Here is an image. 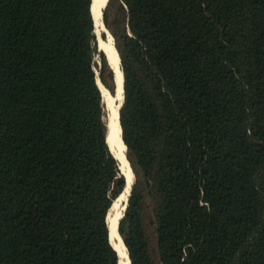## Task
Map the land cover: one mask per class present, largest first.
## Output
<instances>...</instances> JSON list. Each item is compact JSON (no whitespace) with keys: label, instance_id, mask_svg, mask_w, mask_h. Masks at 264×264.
<instances>
[{"label":"trees","instance_id":"16d2710c","mask_svg":"<svg viewBox=\"0 0 264 264\" xmlns=\"http://www.w3.org/2000/svg\"><path fill=\"white\" fill-rule=\"evenodd\" d=\"M91 6L0 0V264H119L116 82ZM102 13L123 73L127 264H264V0Z\"/></svg>","mask_w":264,"mask_h":264},{"label":"bare ground","instance_id":"6f19581e","mask_svg":"<svg viewBox=\"0 0 264 264\" xmlns=\"http://www.w3.org/2000/svg\"><path fill=\"white\" fill-rule=\"evenodd\" d=\"M106 0H92V6H91V14L94 21V25L99 30H104L102 25V11ZM99 47L103 49L111 63L112 70L115 75V82H116V100L117 103L115 106H112V109L108 115V145L117 159L119 163V168L121 173L125 177V188L122 194L117 198V200L113 203L111 207V211L108 214V223L110 227L111 237L113 239V242L115 244L118 257H119V264H127L128 257L127 253L125 251V247L121 241V238L116 232L118 221L120 220L122 216V212L124 210V202L126 204V200L130 194V187L132 182V173L129 168V165L125 159V146L123 145V142L121 141V135H120V127H119V121H118V110L121 105L122 99H123V79H122V73L120 70V64H119V58L116 53V50L114 49L113 45L111 44L110 36H107V40L105 42L100 41ZM129 190V192H128ZM128 192L127 198L126 194Z\"/></svg>","mask_w":264,"mask_h":264},{"label":"rangeland","instance_id":"374dc122","mask_svg":"<svg viewBox=\"0 0 264 264\" xmlns=\"http://www.w3.org/2000/svg\"><path fill=\"white\" fill-rule=\"evenodd\" d=\"M102 22V21H101ZM102 25H103V22H102ZM103 29L104 30H99L98 28L95 27V35H96V40H97V44H98V49L99 50H102L100 47H99V42L100 41H103L105 42L107 40V36H110V39H111V44L113 45V38L111 37V35L108 33V31L105 29L104 25H103ZM114 47V45H113ZM115 49V47H114ZM115 76V75H114ZM115 93H116V90H115ZM102 96H103V103L105 105V110H106V115H107V124H108V115L112 109V106H115V104L117 103V100H116V94L114 95H111L110 93H108L106 90L105 91H102ZM117 200V199H116ZM115 200V201H116ZM124 207H125V202H124ZM111 211V209H110ZM109 211V212H110ZM124 211V210H123ZM123 213V212H122Z\"/></svg>","mask_w":264,"mask_h":264},{"label":"water","instance_id":"95a60500","mask_svg":"<svg viewBox=\"0 0 264 264\" xmlns=\"http://www.w3.org/2000/svg\"><path fill=\"white\" fill-rule=\"evenodd\" d=\"M107 1L108 0H106L105 1V4H104V7H105V5H106V3H107ZM104 7H103V9H104ZM102 17H103V13H102V15H101V19H102ZM102 22H103V20H102ZM113 45H114V43H113ZM118 55V54H117ZM119 58V57H118ZM119 64H120V59H119ZM121 73H122V70H121ZM122 79H123V73H122ZM124 84H122V86H123ZM123 91H124V89H123ZM122 103H123V99H122V102H121V105H122ZM121 105H120V107H121ZM120 107H119V110H120ZM119 110H118V121H119ZM119 127H120V123H119ZM120 135H121V141L123 142V140H122V133H121V129H120ZM106 142H108V124H107V134H106ZM108 144V143H107ZM123 145H124V143H123ZM125 146V145H124ZM111 151V150H110ZM125 151H126V147H125ZM112 153V152H111ZM113 154V153H112ZM114 156V155H113ZM115 157V156H114ZM116 159V158H115ZM125 159H126V155H125ZM117 160V159H116ZM126 161H127V159H126ZM127 163H128V161H127ZM128 165H129V163H128ZM129 168H130V166H129ZM130 170H131V168H130ZM131 173H132V171H131ZM132 177H133V174H132ZM132 185H133V179H132V182H131V187H130V194H129V196H128V198H127V200H126V204H125V207H124V211L126 210V206H127V203H128V200H129V198H130V195H131V189H132ZM124 211H123V213H122V216H121V218L123 217V215H124ZM121 218H120V220H121ZM119 220V221H120ZM119 221H118V224H119ZM118 224H117V228H116V232H117V234L119 235V233H118ZM109 229V228H108ZM109 235H110V231H109ZM120 237V236H119ZM121 238V237H120ZM121 241H122V239H121ZM122 243H123V241H122ZM123 245H124V243H123ZM125 247V246H124ZM116 251V250H115ZM125 251H126V253H127V250H126V248H125ZM116 253H117V251H116ZM118 254V253H117ZM119 256V255H118ZM127 257H128V253H127ZM128 259H129V257H128ZM130 261V260H129Z\"/></svg>","mask_w":264,"mask_h":264}]
</instances>
